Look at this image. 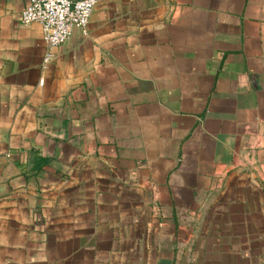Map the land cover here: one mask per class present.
Here are the masks:
<instances>
[{"label": "crops", "instance_id": "crops-1", "mask_svg": "<svg viewBox=\"0 0 264 264\" xmlns=\"http://www.w3.org/2000/svg\"><path fill=\"white\" fill-rule=\"evenodd\" d=\"M29 2L0 0V264H264V0H98L52 48Z\"/></svg>", "mask_w": 264, "mask_h": 264}, {"label": "built area", "instance_id": "built-area-1", "mask_svg": "<svg viewBox=\"0 0 264 264\" xmlns=\"http://www.w3.org/2000/svg\"><path fill=\"white\" fill-rule=\"evenodd\" d=\"M98 0H30L21 22L42 25L44 38L52 48L65 43L74 28L86 29ZM52 57L50 52L46 61Z\"/></svg>", "mask_w": 264, "mask_h": 264}]
</instances>
